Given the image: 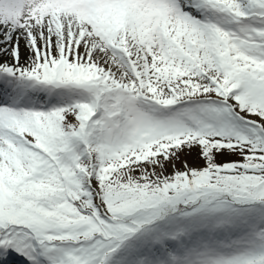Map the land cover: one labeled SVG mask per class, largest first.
<instances>
[{"label":"snow or ice","instance_id":"1","mask_svg":"<svg viewBox=\"0 0 264 264\" xmlns=\"http://www.w3.org/2000/svg\"><path fill=\"white\" fill-rule=\"evenodd\" d=\"M0 264H264V0H0Z\"/></svg>","mask_w":264,"mask_h":264},{"label":"rangeland","instance_id":"2","mask_svg":"<svg viewBox=\"0 0 264 264\" xmlns=\"http://www.w3.org/2000/svg\"><path fill=\"white\" fill-rule=\"evenodd\" d=\"M183 158L184 157L182 156V159ZM187 159H188L190 164H195L196 163L195 154H193L192 156L187 157ZM179 166H180V162L178 161L177 162V167H179ZM168 171H171V169L169 168Z\"/></svg>","mask_w":264,"mask_h":264}]
</instances>
